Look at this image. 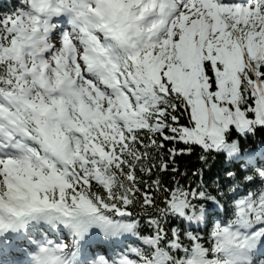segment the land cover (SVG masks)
I'll use <instances>...</instances> for the list:
<instances>
[{
	"label": "snow or ice",
	"instance_id": "snow-or-ice-1",
	"mask_svg": "<svg viewBox=\"0 0 264 264\" xmlns=\"http://www.w3.org/2000/svg\"><path fill=\"white\" fill-rule=\"evenodd\" d=\"M261 133L264 0H18L0 264H264Z\"/></svg>",
	"mask_w": 264,
	"mask_h": 264
},
{
	"label": "trees",
	"instance_id": "trees-1",
	"mask_svg": "<svg viewBox=\"0 0 264 264\" xmlns=\"http://www.w3.org/2000/svg\"><path fill=\"white\" fill-rule=\"evenodd\" d=\"M18 0H0V11H7L10 9L12 4L17 3ZM264 135V133H261ZM177 162L180 166L181 171L187 170L189 174L196 169H204V178L205 180L211 181L215 178L216 173L222 168V158H217L215 160L209 159L207 165L199 160V150L192 155H182L178 156ZM193 180L197 179L192 177Z\"/></svg>",
	"mask_w": 264,
	"mask_h": 264
}]
</instances>
